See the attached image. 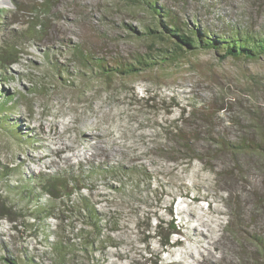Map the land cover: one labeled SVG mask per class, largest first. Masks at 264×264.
Masks as SVG:
<instances>
[{"label":"rangeland","instance_id":"374dc122","mask_svg":"<svg viewBox=\"0 0 264 264\" xmlns=\"http://www.w3.org/2000/svg\"><path fill=\"white\" fill-rule=\"evenodd\" d=\"M153 1L185 32L196 20L216 32L264 25V0ZM168 20L129 0L0 5V55L17 52L16 62L0 69V91L15 96H0V196L25 213L50 202L34 177L73 174L82 189L62 202L77 209L87 197L102 217L100 233L69 208L62 219L0 218V264L11 257L17 264H264L252 240L264 236V165L247 162L238 172L224 163L228 157L213 155L215 141L204 132L190 150L175 134L191 130L185 111L212 101L221 109L214 132L238 138L241 127L231 118L250 104L247 75L262 81L264 106V56L221 59L206 48L162 60V50L173 49L158 37ZM150 28L159 32L147 34ZM77 47L138 71L91 70L75 57ZM149 55L155 65L137 63ZM197 225L209 235L200 247L191 241Z\"/></svg>","mask_w":264,"mask_h":264},{"label":"trees","instance_id":"16d2710c","mask_svg":"<svg viewBox=\"0 0 264 264\" xmlns=\"http://www.w3.org/2000/svg\"><path fill=\"white\" fill-rule=\"evenodd\" d=\"M48 1V0H46ZM133 3H145L149 8L160 17H168L167 22L161 21L162 27L166 35H162V31L157 29H148L147 34L159 32V38L167 40L172 44V50L168 48L162 50L164 53L160 58L162 60H176L187 54H194L197 50L213 48L221 59H246V60H257L264 56V25L261 29L255 30L252 28L241 29L238 26H228L221 32H216L204 27L199 20L197 24H191V32H185L186 29L181 26L173 17L169 10L163 9L157 2L153 0H129ZM37 26L44 27V24L39 22ZM86 50L80 47L75 48L74 55L77 60L86 68H93L98 66L102 70V73L107 76H113L118 74H131L138 71V68L130 62H124L120 59L113 61V65L109 64L102 57H96L93 53H87ZM16 51L9 53L5 52L0 55V69H6L7 65L16 62ZM162 55V54H160ZM168 55V56H167ZM138 64L144 66H153L157 63L154 57L149 55L147 58L138 57L136 59ZM246 89L250 95V104L243 106L242 114L237 118H231L237 126L240 128L238 138L232 140L221 135L219 132H214V127L218 112L221 109H217L214 102L208 101L204 105H200L196 111L195 106H191L189 111H185L184 114H188L187 119L192 120L188 125L191 130L184 131L181 127L175 128L176 137L183 141L185 147L189 150L191 140L200 139L201 132L208 135L209 139L212 138L215 141V148L213 149V155L221 158L228 157L229 159L224 163L230 162L238 172H243L247 162H252L255 166L260 169L264 165V112L263 105L260 99L257 97L258 89L262 83L261 80L255 76L247 75L245 77ZM0 96L5 100H12L15 98L14 94H11L7 90L0 91ZM5 106L0 105V109ZM208 127V129H207ZM213 128V130H212ZM203 130V131H202ZM16 132V131H15ZM19 132H17L18 134ZM16 134V133H15ZM194 141V140H193ZM199 156H201L199 154ZM204 159V158H199ZM259 163V164H258ZM249 164V163H248ZM239 165V167L237 166ZM36 182V187L40 189V196L47 195L50 197V202L47 204L37 203L33 209H27L25 213L17 214L20 209L15 205H9L7 201L3 200L0 196V210L2 211L1 219H8L10 222H18V219L34 218H56L62 219L60 211L66 212L65 210H71L69 214L76 211L79 218H85V224L93 229V231L100 233L101 231V215L94 205H90L87 201V197H82L81 205L75 209V205H65L62 199H69L74 193L82 189L79 186V178L73 174H62L60 172L55 174L41 173L33 178ZM29 185H27L28 187ZM35 187V186H29ZM33 189V188H32ZM62 208V209H61ZM23 211V209H21ZM22 215V216H21ZM15 228L17 226H14ZM79 231L81 229H78ZM84 228L80 231L82 233ZM172 233H176L177 230L175 225L172 228ZM254 244L258 250H260L263 262H264V236L252 237ZM169 243V242H168ZM59 255L63 254V246L59 241L56 246ZM11 264H17L15 258L9 259Z\"/></svg>","mask_w":264,"mask_h":264},{"label":"bare ground","instance_id":"6f19581e","mask_svg":"<svg viewBox=\"0 0 264 264\" xmlns=\"http://www.w3.org/2000/svg\"><path fill=\"white\" fill-rule=\"evenodd\" d=\"M5 0H0V5L4 4ZM60 129V128H59ZM57 130V129H56ZM92 133V132H91ZM92 138V137H91ZM66 142V141H65ZM60 143V142H59ZM57 144V143H56ZM68 144V143H67ZM97 144V143H96ZM95 146V145H94ZM56 147V146H55ZM63 147V146H62ZM67 148V147H66ZM111 148V147H110ZM89 150V148L87 149ZM64 151V150H63ZM76 152V151H75ZM81 152V150H80ZM85 152V151H84ZM62 153V152H61ZM87 153V152H86ZM75 154V153H74ZM80 155V154H78ZM86 155V154H85ZM77 156V155H76ZM35 157V156H34ZM80 157V156H79ZM68 159V158H67ZM37 161V160H36ZM197 184V183H196ZM188 195V193H187ZM193 211V210H192ZM215 212V211H214ZM194 216L197 217V221H200V225L201 226H208L209 224L208 223H205V221L201 218V217H198L196 214H192ZM199 215V214H198ZM193 218V217H192ZM197 223V222H196ZM211 224V223H210ZM200 225L196 226V227H192L194 228V233H193V236H192V239L191 241L193 243H195L198 247L202 246V242L208 238L209 235H207V233L203 230H201L202 228H200ZM205 230V229H204ZM210 242V241H209ZM210 244V243H209ZM204 246V245H203ZM211 251V250H210ZM194 252V251H193ZM201 252V251H200ZM188 253V252H187Z\"/></svg>","mask_w":264,"mask_h":264}]
</instances>
